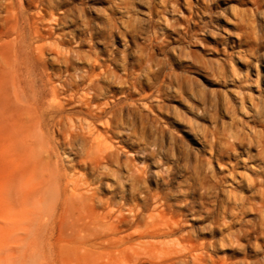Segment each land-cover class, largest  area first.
<instances>
[{
  "label": "rangeland",
  "instance_id": "374dc122",
  "mask_svg": "<svg viewBox=\"0 0 264 264\" xmlns=\"http://www.w3.org/2000/svg\"><path fill=\"white\" fill-rule=\"evenodd\" d=\"M7 58L116 145L107 170L79 166L99 195L130 218L155 213L146 236L124 225L134 249L77 264H251L264 244V0H0V76ZM140 239L168 244L151 257Z\"/></svg>",
  "mask_w": 264,
  "mask_h": 264
},
{
  "label": "bare ground",
  "instance_id": "6f19581e",
  "mask_svg": "<svg viewBox=\"0 0 264 264\" xmlns=\"http://www.w3.org/2000/svg\"><path fill=\"white\" fill-rule=\"evenodd\" d=\"M5 63L0 76V264L91 263L103 250L134 249L124 244L132 240L131 233H121L124 225L135 224L134 233L146 236L142 221L155 213L130 218L120 204L100 196L88 172L80 168L83 164L107 170L116 145L95 131L91 120H76L57 110L65 101L56 87L48 98L30 69L12 58ZM76 127L83 132L81 152L73 149ZM56 130L71 146L69 167L61 161ZM166 244L136 242L151 257L162 253ZM251 264H264V244Z\"/></svg>",
  "mask_w": 264,
  "mask_h": 264
}]
</instances>
